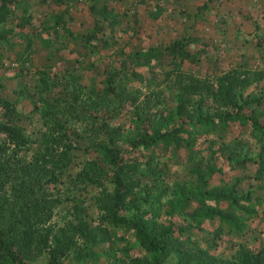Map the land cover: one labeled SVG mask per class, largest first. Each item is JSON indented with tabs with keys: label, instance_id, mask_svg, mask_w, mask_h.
I'll list each match as a JSON object with an SVG mask.
<instances>
[{
	"label": "rangeland",
	"instance_id": "1",
	"mask_svg": "<svg viewBox=\"0 0 264 264\" xmlns=\"http://www.w3.org/2000/svg\"><path fill=\"white\" fill-rule=\"evenodd\" d=\"M5 1L3 4L0 0V34L10 45L0 38V96H6L8 101L0 102V116L3 108L15 109L14 115L21 118L22 125L28 129L43 130L46 124L38 111L25 121L22 111L29 113L32 102H37L25 92H38L41 96L45 89L48 93L58 87L69 93L67 105L77 106L89 115L98 110L104 115L97 121L104 120L105 108L119 105L103 96H94V92L101 88L104 68L113 65L120 68L116 82L121 80V86L125 87L124 80L129 78L127 90L138 95V104L160 92L162 105L171 111L177 102L171 100L173 93L168 89L169 86L173 89V80L178 75L186 77L190 91L195 87L197 92L204 93L202 107L205 108H220V101L224 102L221 90L228 82H232V92L237 94L242 91L249 97L264 94V0ZM172 50L195 52L196 60L182 61ZM43 70L50 72V81L33 86L40 76L43 78ZM227 72L230 75L226 81L220 80L219 76ZM152 76L157 78L156 83L143 82L144 78ZM195 80H201L202 85H196ZM101 85L104 87L103 82ZM120 104L122 111L128 107L126 102ZM35 106L40 109L42 104L37 102ZM181 108L192 110L190 103L182 104ZM130 111L133 112L132 108ZM124 114L116 115L115 122L122 120L128 124L129 115ZM153 119L156 126L161 124L157 117ZM171 120V123L175 121ZM260 120L264 123V116ZM232 128L235 136L241 134L238 125ZM4 136L0 131V138ZM240 138L249 153L257 154L262 149V144L245 131ZM212 140L217 150L219 141L210 134L198 138L195 147L206 148ZM240 148L237 147L236 152ZM72 152L79 156L75 162L89 155H82L80 150ZM225 156L220 154L217 159L223 168L229 167L224 165ZM178 158L158 163V166L163 164L169 181L182 182L192 175L188 165L184 167L179 163L182 154ZM205 160L212 162L213 158L210 155ZM251 167L254 165L249 169ZM77 169L74 166L63 175V183L50 184L49 207L27 219L35 237L32 249L24 255L26 262L45 264L51 254L57 255L59 264H130L132 257L144 261L154 259V253L144 250L131 232H116L110 225L127 210V214L135 211L138 203L134 191L120 206L119 215L114 214L109 200L111 188L106 187L101 192L91 184H78L75 181ZM249 169L238 167L233 173L225 169L224 175L212 182L218 186L216 183L222 180L220 187H228L239 177L236 184L240 187L231 193L218 188L225 191L224 194L235 195L237 200L229 204L228 198H216L217 206L238 217L225 233L220 230L217 247L208 250L217 257L214 264H264V188L259 180L253 181ZM135 177L139 179L140 175ZM170 189L173 190L169 182L156 173L140 177L134 189L141 199L138 211L149 204L161 206L165 199L171 198ZM7 194L13 202L9 189ZM256 196L262 197L259 203ZM214 219L202 221V227L216 231L218 219ZM171 222L176 227L184 225L190 231L196 229L191 219L181 223V218L174 216ZM81 229H88L90 235L82 236ZM120 234L126 240H118ZM176 234L180 235L177 230ZM82 255L88 256L82 260ZM174 255L166 257L167 263L174 264L177 259Z\"/></svg>",
	"mask_w": 264,
	"mask_h": 264
},
{
	"label": "trees",
	"instance_id": "2",
	"mask_svg": "<svg viewBox=\"0 0 264 264\" xmlns=\"http://www.w3.org/2000/svg\"><path fill=\"white\" fill-rule=\"evenodd\" d=\"M0 38L10 45L3 34H0ZM174 53L182 61L196 60L195 52L178 50ZM89 63L92 60L89 59ZM119 72L120 68L114 65L104 68L105 77L101 80L104 87L99 83L101 88L94 92V96H103L119 105L117 108H105L106 116L99 122L97 119H102L104 114L95 110V113L89 115L77 106L67 105L66 100L70 95L65 88L59 87L48 93L45 89L41 96L38 92H25L29 98L35 97L33 101L42 104L39 109L35 106L37 102L31 101L32 109L29 113L21 110L25 121L31 119L34 111H38L46 124L43 130L28 129L22 125V119L14 115L17 113L15 109L10 111L3 108L0 116V131L5 133L0 138V264H28L24 255L32 249L35 237L28 221L38 211L49 207L47 194H52L49 185H55L56 181L63 183V175L68 174L74 166L78 168L75 178L78 184H91L97 190L101 189V192L106 187L111 188L109 200L114 214L119 215L120 206L128 201L134 191L138 203L135 211L127 214V210L110 225L116 228V232H131L144 250L154 253V259L144 261L132 257L130 264H171L167 263L166 258L171 253H175L177 258L174 264L216 263L217 257L210 255L208 250L217 247L221 238L220 230L225 233L238 216L219 208L216 202V198H228L229 204H234L237 197L227 192L224 194L225 191L218 189L222 180L216 183L218 186L212 182L215 178H221L225 169L233 173L238 167L248 170L250 165H254L249 169V175L254 182L259 180V185L264 188V123L260 120L264 116V94L250 97L243 91L237 94L232 92V82H228L227 87L221 90L224 102L220 101V108H205L202 107L204 93L197 92L195 87L190 91L186 77L178 75L173 80V89L170 86L168 89L173 93L171 100L177 102L174 111H171L162 105L160 92L151 100L138 104V95L127 90L129 78L124 80L125 87L121 86V80L116 82ZM49 73L43 70V78L40 76L33 86L41 82L48 83ZM229 75L227 72L223 77L219 76V79L226 81ZM156 81L157 78L153 76L143 80L147 83ZM195 81L196 85H202L201 80ZM107 90L110 92L109 97ZM6 99V96H0V102L8 101ZM122 102L128 104L123 111L120 107ZM188 103L192 110L183 111L181 105ZM130 108L133 112H129ZM121 113L129 115L128 124L122 120L115 122L116 115ZM155 117L161 123L158 126L153 123ZM163 118L166 119L163 121ZM172 118L175 121L171 123ZM236 125L240 127L241 134L235 136L232 127ZM244 131L262 144L257 154L249 153L247 146L243 145L245 142L240 137ZM209 134L219 141L217 150L213 148L215 140H212L211 145L207 144L206 148L195 147L198 138ZM239 146L241 148L236 152ZM74 150L89 155L75 162L79 156L72 152ZM224 153V165H229L227 168H223L221 161L217 160ZM180 154V165H188L192 175L182 182L169 181L162 169L163 164L158 166V163L172 158L179 159ZM210 155L212 162L205 160ZM152 173L164 177L166 183L169 182L173 189H170L172 196L165 199L161 206L149 204L138 211L141 199L134 189L140 177H150ZM137 174L140 175L139 179L135 177ZM237 181L239 177L230 186L220 189H228L230 193L240 190ZM7 189L14 198L13 202L9 199ZM53 189L57 190L55 186ZM250 189L252 193L253 189ZM261 199L256 196L258 203ZM35 202L33 207H29ZM230 206L235 208L234 205ZM174 216L180 217L181 223L191 219L196 229L190 231L179 224L176 227L171 222ZM214 218L218 219L216 231L202 227V221L210 222ZM176 230L180 235L176 234ZM198 232L200 236H195ZM79 233L85 237L90 235L88 229H81ZM118 240L126 239L120 234ZM56 256L51 254L45 264H59ZM87 256L82 255V260Z\"/></svg>",
	"mask_w": 264,
	"mask_h": 264
}]
</instances>
